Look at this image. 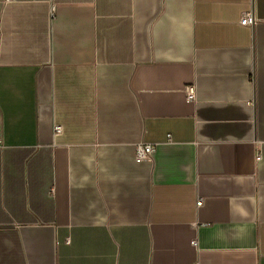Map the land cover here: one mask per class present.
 <instances>
[{
  "label": "crops",
  "instance_id": "obj_1",
  "mask_svg": "<svg viewBox=\"0 0 264 264\" xmlns=\"http://www.w3.org/2000/svg\"><path fill=\"white\" fill-rule=\"evenodd\" d=\"M0 264H264V0H0Z\"/></svg>",
  "mask_w": 264,
  "mask_h": 264
},
{
  "label": "built area",
  "instance_id": "obj_2",
  "mask_svg": "<svg viewBox=\"0 0 264 264\" xmlns=\"http://www.w3.org/2000/svg\"><path fill=\"white\" fill-rule=\"evenodd\" d=\"M256 21H257V17L255 16L253 9L246 11L241 18V23L244 25H254ZM185 93H186L188 100H191V101L196 100V90H195L194 85H187L185 87ZM62 131H63V128L61 125L55 126L56 134H61ZM136 150H137L136 152L137 161L151 160L155 152V145L152 143H140L137 145ZM260 158L261 156L260 154H258L257 159H260ZM197 204L200 206L202 204V200H199ZM193 244H197V242L194 241Z\"/></svg>",
  "mask_w": 264,
  "mask_h": 264
}]
</instances>
